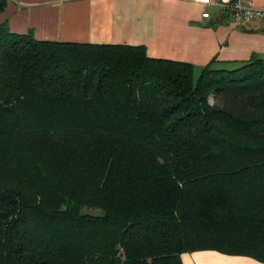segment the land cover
I'll use <instances>...</instances> for the list:
<instances>
[{
  "label": "trees",
  "instance_id": "16d2710c",
  "mask_svg": "<svg viewBox=\"0 0 264 264\" xmlns=\"http://www.w3.org/2000/svg\"><path fill=\"white\" fill-rule=\"evenodd\" d=\"M208 249L264 262V56L197 69L0 24V264Z\"/></svg>",
  "mask_w": 264,
  "mask_h": 264
},
{
  "label": "crops",
  "instance_id": "0c3cea01",
  "mask_svg": "<svg viewBox=\"0 0 264 264\" xmlns=\"http://www.w3.org/2000/svg\"><path fill=\"white\" fill-rule=\"evenodd\" d=\"M0 24L37 39L142 44L152 57L235 65L264 56V18L237 20L207 0H0ZM264 8V0H241ZM208 16L203 17L202 13ZM183 264H264L215 250L181 255Z\"/></svg>",
  "mask_w": 264,
  "mask_h": 264
},
{
  "label": "built area",
  "instance_id": "2783aa9c",
  "mask_svg": "<svg viewBox=\"0 0 264 264\" xmlns=\"http://www.w3.org/2000/svg\"><path fill=\"white\" fill-rule=\"evenodd\" d=\"M210 3L218 4L221 7L229 9L232 16L237 20H251L264 18V8L252 7L244 4L241 0H207ZM203 17L208 13L203 12Z\"/></svg>",
  "mask_w": 264,
  "mask_h": 264
},
{
  "label": "rangeland",
  "instance_id": "374dc122",
  "mask_svg": "<svg viewBox=\"0 0 264 264\" xmlns=\"http://www.w3.org/2000/svg\"><path fill=\"white\" fill-rule=\"evenodd\" d=\"M219 66H223V67H225L224 65H219ZM232 66H234V65H229V66H227V67H232ZM82 211H88V212H94V213H96V212H98L99 210L96 209V208H91V207H86V206H84V207H82Z\"/></svg>",
  "mask_w": 264,
  "mask_h": 264
}]
</instances>
